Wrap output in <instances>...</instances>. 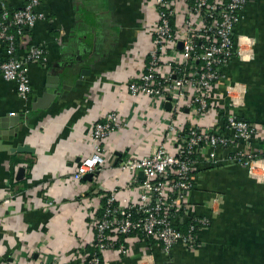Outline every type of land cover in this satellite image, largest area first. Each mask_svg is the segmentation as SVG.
I'll return each mask as SVG.
<instances>
[{"label":"crops","instance_id":"0c3cea01","mask_svg":"<svg viewBox=\"0 0 264 264\" xmlns=\"http://www.w3.org/2000/svg\"><path fill=\"white\" fill-rule=\"evenodd\" d=\"M14 7L21 3L11 0ZM146 0H41L32 45L44 47L42 64L28 67L31 83L24 106L13 82L0 76V264H82L91 247V223L103 197L116 188L120 204L135 203L142 176L119 164L174 147L168 124L190 127L188 111L171 116L165 105L131 98L125 83L139 74L152 46L156 18ZM235 36L248 40L246 59L233 58L222 69L206 117L199 123L223 132L227 115L264 129V0H249ZM111 111L123 127L104 145L105 163L91 182L71 180L80 158L90 153L88 134ZM18 128L5 138L7 119ZM16 118V119H15ZM6 121V122H5ZM28 146L33 153L12 150ZM264 169V137L251 144ZM198 157L190 201L197 215L210 216L206 202L218 195L221 210L192 250L181 245L164 253L158 244L130 238L127 253H105L104 264H264V171L250 176L215 150V163ZM19 168L24 178L16 180ZM8 189V190H7Z\"/></svg>","mask_w":264,"mask_h":264},{"label":"built area","instance_id":"2783aa9c","mask_svg":"<svg viewBox=\"0 0 264 264\" xmlns=\"http://www.w3.org/2000/svg\"><path fill=\"white\" fill-rule=\"evenodd\" d=\"M19 2L14 7L11 0H0V76L15 84L24 109L31 93L28 67L45 60L44 47L32 45L30 35L45 16L39 10L41 0ZM248 3L146 0L147 10L156 18L151 27L152 46L143 68L125 83V90L133 99L169 104L172 117L186 110L194 123L186 127L170 121L167 128L172 135V149L161 143L151 154L119 164L120 171L142 176L134 179L138 182L137 201L119 205L114 196L116 188L103 197L104 206L91 223L94 240L90 248L94 251L78 254L82 264H104L108 252L125 255L130 238L158 244L164 253L177 245L187 250L196 248L201 233L222 204L220 196L215 195L205 204L210 216L197 215L189 199L197 160L205 149L211 150L208 162L215 163V150L223 149L228 152V160L245 168L248 175L264 171L261 159L250 150L252 143L264 137V129L230 114L223 132L207 130L199 123L206 117L222 69L235 57L249 56L248 40L235 36ZM122 127L115 111L93 125L88 134L90 153L77 163L71 175L73 182L79 183L87 174H93V179L98 176L107 153L104 145ZM13 197L8 190L0 196V206L9 205Z\"/></svg>","mask_w":264,"mask_h":264},{"label":"water","instance_id":"95a60500","mask_svg":"<svg viewBox=\"0 0 264 264\" xmlns=\"http://www.w3.org/2000/svg\"><path fill=\"white\" fill-rule=\"evenodd\" d=\"M165 108L167 111H170V105L169 104H165ZM16 119V118H15ZM7 123L2 126V128H6V129H12L8 132L5 131L4 133H2L3 136H5V138H9L12 139L13 137L17 136L18 133V128L14 127V120L12 118H8ZM5 121V122H6ZM13 153H18V154H25V153H33V150H31L28 146L23 145V146H18L16 148H14V150H12ZM24 174H25V170L23 168H19L16 174V180L17 181H21L24 178ZM141 176V174H139ZM94 175L93 174H87L83 177V180H87L89 182H91L93 180Z\"/></svg>","mask_w":264,"mask_h":264},{"label":"trees","instance_id":"16d2710c","mask_svg":"<svg viewBox=\"0 0 264 264\" xmlns=\"http://www.w3.org/2000/svg\"><path fill=\"white\" fill-rule=\"evenodd\" d=\"M104 199H102V201H101V207H103L104 206ZM101 212V209L99 210V213ZM98 213V214H99ZM186 226V225H185ZM185 226L183 227V228H185ZM133 237V236H132ZM141 237L139 236V239H140ZM120 242L121 243H123L124 241H123V238H120ZM85 251L86 252H93L94 250L92 249V248H89V247H87L86 249H85Z\"/></svg>","mask_w":264,"mask_h":264}]
</instances>
